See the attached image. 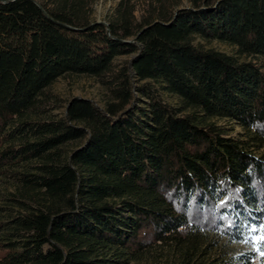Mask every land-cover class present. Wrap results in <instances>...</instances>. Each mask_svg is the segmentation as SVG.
<instances>
[{
  "label": "trees",
  "instance_id": "16d2710c",
  "mask_svg": "<svg viewBox=\"0 0 264 264\" xmlns=\"http://www.w3.org/2000/svg\"><path fill=\"white\" fill-rule=\"evenodd\" d=\"M92 1L0 0V264H264V0Z\"/></svg>",
  "mask_w": 264,
  "mask_h": 264
},
{
  "label": "rangeland",
  "instance_id": "374dc122",
  "mask_svg": "<svg viewBox=\"0 0 264 264\" xmlns=\"http://www.w3.org/2000/svg\"><path fill=\"white\" fill-rule=\"evenodd\" d=\"M116 0H93L91 3V13L90 19L92 20H102L106 22L109 14L113 10V6L115 5ZM141 1H136V7H140ZM178 4L183 5L187 4L186 0H179ZM137 12L135 11V14ZM103 24V23H102ZM131 40V38H129ZM201 42L204 46H210L215 49L224 51V52H232L233 47L227 43L211 40V41H202L197 37H194L193 42ZM129 55L123 54L114 58L113 62L118 63L123 59L128 58ZM244 57V56H243ZM248 58H252L251 56ZM253 59H258L253 58ZM103 85L98 81V79L93 75L88 74H76V73H67L62 76L57 77L53 80L46 88L45 92L54 96L53 101H57L58 106L52 109L53 113H59L63 110L64 101L69 96H82L90 99L94 104L101 106L102 95L104 93ZM163 98L166 101L173 102V97L163 94ZM218 123H223L224 120H217ZM233 129L235 131H239L240 127L233 123ZM5 189H11V186L4 180L0 179V192ZM1 204V201H0ZM233 248L239 249L242 246L233 244Z\"/></svg>",
  "mask_w": 264,
  "mask_h": 264
},
{
  "label": "snow or ice",
  "instance_id": "6c2138e0",
  "mask_svg": "<svg viewBox=\"0 0 264 264\" xmlns=\"http://www.w3.org/2000/svg\"><path fill=\"white\" fill-rule=\"evenodd\" d=\"M259 229H260V231H261L262 233H264V224H261V225L259 226ZM253 230H255V229H253ZM257 239L264 240V235L258 236ZM261 255H264V252H262Z\"/></svg>",
  "mask_w": 264,
  "mask_h": 264
},
{
  "label": "water",
  "instance_id": "95a60500",
  "mask_svg": "<svg viewBox=\"0 0 264 264\" xmlns=\"http://www.w3.org/2000/svg\"><path fill=\"white\" fill-rule=\"evenodd\" d=\"M34 3L37 4L36 0H32ZM94 22H100L103 23L104 25H106V22L102 21V20H95ZM106 31H107V27H105ZM128 40V39H127Z\"/></svg>",
  "mask_w": 264,
  "mask_h": 264
}]
</instances>
